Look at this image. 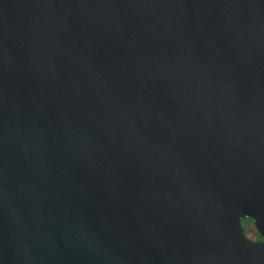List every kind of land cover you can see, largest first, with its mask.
<instances>
[{
    "label": "water",
    "instance_id": "obj_1",
    "mask_svg": "<svg viewBox=\"0 0 264 264\" xmlns=\"http://www.w3.org/2000/svg\"><path fill=\"white\" fill-rule=\"evenodd\" d=\"M0 264H264V0H0Z\"/></svg>",
    "mask_w": 264,
    "mask_h": 264
},
{
    "label": "rangeland",
    "instance_id": "obj_2",
    "mask_svg": "<svg viewBox=\"0 0 264 264\" xmlns=\"http://www.w3.org/2000/svg\"><path fill=\"white\" fill-rule=\"evenodd\" d=\"M247 218L243 219L241 221V224L244 226L245 230H246V234L248 238H253L254 236H256V231L253 228V225L251 223V221L246 220ZM246 223V224H245ZM245 224V225H244Z\"/></svg>",
    "mask_w": 264,
    "mask_h": 264
},
{
    "label": "flooded vegetation",
    "instance_id": "obj_3",
    "mask_svg": "<svg viewBox=\"0 0 264 264\" xmlns=\"http://www.w3.org/2000/svg\"><path fill=\"white\" fill-rule=\"evenodd\" d=\"M246 224V223H245ZM244 224V225H245ZM244 227V226H243ZM244 234H245V236L247 237V234H246V230H245V228H244ZM248 238V237H247ZM248 239H250V240H252V241H258L260 238H259V236H258V234L256 233V236H254L253 238H248Z\"/></svg>",
    "mask_w": 264,
    "mask_h": 264
},
{
    "label": "trees",
    "instance_id": "obj_4",
    "mask_svg": "<svg viewBox=\"0 0 264 264\" xmlns=\"http://www.w3.org/2000/svg\"><path fill=\"white\" fill-rule=\"evenodd\" d=\"M246 220H248V219H246ZM250 221V220H249Z\"/></svg>",
    "mask_w": 264,
    "mask_h": 264
}]
</instances>
